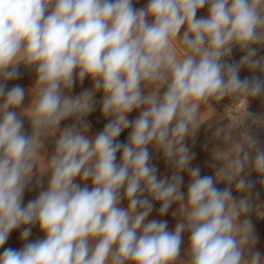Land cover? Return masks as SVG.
Returning a JSON list of instances; mask_svg holds the SVG:
<instances>
[{"label":"clouds","instance_id":"9594fccd","mask_svg":"<svg viewBox=\"0 0 264 264\" xmlns=\"http://www.w3.org/2000/svg\"><path fill=\"white\" fill-rule=\"evenodd\" d=\"M134 2L0 0V248L15 229L23 227L22 241L34 225L44 233L19 250L5 248L0 264H264L253 251L250 220H241L251 210L249 198L237 200L231 188L236 181L238 192L251 190L240 173L247 164L264 173V148L249 133L254 154L239 145L228 168L202 176L190 167L194 154L184 143L201 102L236 91L264 93V77L239 76L241 68L264 74V57L256 58L254 47L264 44V0H148L139 9ZM205 5L207 16L197 18ZM173 41L186 49L181 58ZM234 46L245 54L225 63ZM20 64L35 69L36 81L18 114L25 89L6 90V82L20 77ZM86 77L91 89L65 94ZM97 92L102 114L113 119L90 137L85 117L95 110ZM21 116L31 123L30 135ZM69 118L75 122L61 130ZM253 118L264 123V115ZM126 129L127 142H117ZM57 131L40 169L49 175L47 188L23 206L42 138ZM149 145L162 152L171 177L158 178ZM221 181L223 189L216 187ZM153 202H160L161 216L177 205L173 231L166 220H147ZM184 233L187 259L179 261Z\"/></svg>","mask_w":264,"mask_h":264},{"label":"crops","instance_id":"0c3cea01","mask_svg":"<svg viewBox=\"0 0 264 264\" xmlns=\"http://www.w3.org/2000/svg\"><path fill=\"white\" fill-rule=\"evenodd\" d=\"M148 0H135L134 8H141L146 6ZM264 8V4L261 5ZM208 13V6L197 12V18L206 17ZM184 28L181 29V35ZM257 49L256 58L264 57V44H257L254 46ZM173 50L178 58H181L186 49L183 45L177 41H173ZM20 77L18 79L10 80L6 82V90L11 89L13 86L19 84L25 89L26 95L20 108L16 109L19 113L23 109L27 108L32 100L30 89L34 86L36 81L35 69L28 68L23 64L18 66ZM241 79L251 78L252 76L264 77V74L259 72H252L247 68H241L239 72ZM93 82L90 78H85L83 83L76 82L74 87L70 91H66V95L72 97L78 96L85 89H91ZM145 94L149 89L144 88ZM163 91V90H161ZM249 102L262 114H264V93L258 97H251L245 94ZM94 100L95 110L85 117L91 127L88 131V136H94L101 132L104 126L113 119V117H105L101 111V100L102 93L97 92ZM142 109L134 110L128 114L129 120H134L140 115ZM24 124V131L27 135L31 134L32 128L31 123L27 116H21ZM74 118H69L61 122L60 129L73 124ZM131 129L123 131L117 142L126 143ZM253 134L259 141V146L264 148V129L254 131ZM59 135V131L49 134L42 138L43 147L41 148L38 158L37 167L33 170V177L31 182L27 185L23 196V206H26L30 200L35 199L40 191L47 188L49 175L40 174V169L46 164L47 159L52 155L55 148V140ZM184 143L189 147L190 154H194V159L191 161L190 167H199L201 175L216 176L218 170L228 168L231 162L238 158L240 155L237 152L239 145H244L245 149L253 152L254 150L248 149L246 143V136H241L236 133L225 121L223 116L220 114L217 106L211 98L206 102H201L198 112L196 113L195 120L189 126V134L185 137ZM151 159L149 163L157 168L158 178L171 177L173 174V168L165 161L163 154L160 151L154 149L151 145L148 148ZM121 154L117 153L116 162L119 163ZM183 176V184L181 191L187 192L188 185L190 183V176L187 171L181 173ZM241 176L245 177L248 181L252 182L253 186L247 193L238 192L235 189L236 181H233L231 188L233 196L239 200L241 197L247 195L251 203V210L246 214L245 217H241V220L247 218L250 220L253 227V235L256 238V243L253 246V251H259L264 255V173H258L254 166L247 164L244 171L240 173ZM76 183H81V186L85 184L91 188V182H81L80 178H76ZM227 184L224 181L216 184L217 188L223 189ZM123 195V191L121 193ZM127 200H122L120 207L127 208ZM161 207L160 202H153V210L150 213L147 220H166L168 223V230L173 231L176 223L179 219L177 216H173V212L176 210L177 205L173 204L169 211L161 216L159 214V208ZM146 220V222H147ZM23 227L13 230L9 234V238L2 248H0V254L3 253L5 248L21 249L25 243L29 241H36L44 238V233L40 230L39 225L32 226L31 235L27 241L21 240V232ZM189 233L183 234V243L181 245V254L178 258L179 261L187 259L186 250L189 246Z\"/></svg>","mask_w":264,"mask_h":264},{"label":"built area","instance_id":"2783aa9c","mask_svg":"<svg viewBox=\"0 0 264 264\" xmlns=\"http://www.w3.org/2000/svg\"><path fill=\"white\" fill-rule=\"evenodd\" d=\"M245 54L238 46H234L230 56L224 58L225 63L239 62ZM226 123L239 135L247 136L256 130L264 129V123L254 120L253 114H262L239 91L229 93L221 99L211 98Z\"/></svg>","mask_w":264,"mask_h":264}]
</instances>
